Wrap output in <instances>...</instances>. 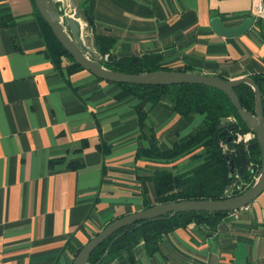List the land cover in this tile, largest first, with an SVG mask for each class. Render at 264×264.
I'll list each match as a JSON object with an SVG mask.
<instances>
[{"label":"crops","instance_id":"0c3cea01","mask_svg":"<svg viewBox=\"0 0 264 264\" xmlns=\"http://www.w3.org/2000/svg\"><path fill=\"white\" fill-rule=\"evenodd\" d=\"M75 2L91 17V44L93 34L112 38L116 57L157 52L173 70L224 79L264 72V0ZM212 17L226 27L251 22L221 36ZM0 21V264H69L106 223L143 209L142 192L154 202V169L197 164L200 148L168 162L135 152L186 140L203 116L171 111L164 95L116 99L113 83L55 69L29 0H0ZM132 241L136 264H264V188L214 228L189 223L162 235L150 256L140 238ZM99 264L130 263L123 255Z\"/></svg>","mask_w":264,"mask_h":264},{"label":"trees","instance_id":"16d2710c","mask_svg":"<svg viewBox=\"0 0 264 264\" xmlns=\"http://www.w3.org/2000/svg\"><path fill=\"white\" fill-rule=\"evenodd\" d=\"M32 12L38 26V33L44 43V55L57 70L64 69L66 74H72L82 68L67 54L55 39L47 24L38 14L34 0H29ZM56 12L62 14L60 2L53 0ZM82 10L88 29L92 25L83 3L77 4ZM2 25L7 22L0 21ZM83 38V37H82ZM114 40L110 37L93 34L92 45L100 53L99 63L106 69L123 73H142L156 70H173L162 64V56L157 52L140 55L114 56L110 48ZM90 48L89 45H86ZM187 71V68L181 69ZM220 77V76H219ZM258 87L260 94L264 88V72L248 76ZM97 80L99 78L95 77ZM222 78V77H221ZM111 83V82H110ZM118 87L116 99L132 96L150 103H156L161 96H166L170 102V110L181 116L190 112L201 114L202 126L194 134L180 143H174L166 150L155 147L138 148L135 157H146L160 161H172L186 153L200 148L193 158H199L197 164L181 172H172L166 168H157L147 176L154 186L155 198L152 204L145 200L142 192V208H148L155 203H167L181 200H220L241 194L251 185L259 168L260 156L257 146L246 151L249 166L239 175L236 173V149L244 146L236 142V134L250 132L236 114L229 99L219 90L201 84H127L113 83ZM241 108L253 113L254 94L245 83H238L232 88ZM261 114L264 119V99L261 97ZM138 124L144 117L140 108H135ZM223 118H232L225 124L227 134L221 133L217 125ZM229 137V138H227ZM249 143H255L254 136ZM101 148V147H100ZM74 167V164H69ZM232 167V169H231ZM232 212V211H230ZM229 212L187 211L178 212L172 216L169 213L153 219L140 220L121 227L99 243L89 254L85 264H99L107 257L121 258L123 255L130 264H136L133 255L132 238H140L146 255H152L157 250V243L162 235L172 230L185 227L189 223L201 224L214 228L220 218ZM80 248V247H79ZM77 248L73 256L78 251Z\"/></svg>","mask_w":264,"mask_h":264},{"label":"water","instance_id":"95a60500","mask_svg":"<svg viewBox=\"0 0 264 264\" xmlns=\"http://www.w3.org/2000/svg\"><path fill=\"white\" fill-rule=\"evenodd\" d=\"M35 8L47 24L55 39L83 70L94 77L111 83L127 84H201L213 87L222 92L235 108L237 117L243 121L255 138V143H247L236 149V173L239 175L249 166L246 151L257 146L260 156L259 168L251 185L241 194L220 200H181L167 203H155L148 208L125 214L106 223L99 231L89 238L76 252L69 264H85L91 251L117 229L138 222L153 219L169 213V216L178 212L205 211L230 212L243 208L250 203L264 188V119L261 114V94L258 87L248 76L233 79H224L213 74H202L181 70H156L142 73H123L104 68L99 60L100 53L91 44L88 27L84 21L82 10L75 0H68L70 14L62 18L56 12L53 0H34ZM250 18L244 19L235 27L224 26L218 17L209 20L212 30L221 36H234L243 33L250 25ZM82 23V25H81ZM82 37H85L83 40ZM89 45L90 48L86 47ZM238 83L247 84L254 94L253 113L243 110L232 88ZM232 118H223L217 125L221 133L227 134L225 124ZM229 138V137H227ZM232 169V167H231Z\"/></svg>","mask_w":264,"mask_h":264},{"label":"built area","instance_id":"2783aa9c","mask_svg":"<svg viewBox=\"0 0 264 264\" xmlns=\"http://www.w3.org/2000/svg\"><path fill=\"white\" fill-rule=\"evenodd\" d=\"M60 2V5L62 7V14L59 15L60 18L63 17V15L70 14V7L68 5V0H57ZM253 137V134L251 132H245L243 134H236L235 141L236 142H242L244 145L249 143L250 139ZM234 214L235 211H232Z\"/></svg>","mask_w":264,"mask_h":264},{"label":"bare ground","instance_id":"6f19581e","mask_svg":"<svg viewBox=\"0 0 264 264\" xmlns=\"http://www.w3.org/2000/svg\"><path fill=\"white\" fill-rule=\"evenodd\" d=\"M83 40L85 39V37L82 38ZM87 47V46H86Z\"/></svg>","mask_w":264,"mask_h":264},{"label":"rangeland","instance_id":"374dc122","mask_svg":"<svg viewBox=\"0 0 264 264\" xmlns=\"http://www.w3.org/2000/svg\"><path fill=\"white\" fill-rule=\"evenodd\" d=\"M86 34H88V31L86 32Z\"/></svg>","mask_w":264,"mask_h":264}]
</instances>
